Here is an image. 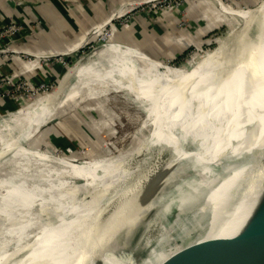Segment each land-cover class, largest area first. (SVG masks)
Returning <instances> with one entry per match:
<instances>
[{
  "label": "bare ground",
  "instance_id": "6f19581e",
  "mask_svg": "<svg viewBox=\"0 0 264 264\" xmlns=\"http://www.w3.org/2000/svg\"><path fill=\"white\" fill-rule=\"evenodd\" d=\"M224 45L215 53L222 52ZM141 53L144 56H137L152 63L148 68L137 58H117L113 65L92 72L97 75L93 81L85 76L77 80L91 89V94L107 84L134 95L143 106L149 129L138 146L141 158L137 160L134 152L80 164L56 159L70 174L75 172L86 180L89 199L73 208L76 203L64 201L66 195L59 185L56 200L64 209L58 208L57 215L41 218L28 230L29 223L11 229L10 224L28 217L33 201L44 200L41 196L45 193L16 188L17 174L3 179L9 189L6 194L0 192V224L7 221L3 234L8 232L5 235L12 234L17 241L14 246L0 242V264H135L146 252L143 264H165L164 257L173 246L168 243L173 239L187 242L240 229L244 220L236 215L246 198L244 193L252 190L264 171V42L226 76L235 81L173 71ZM93 55L80 61L78 69ZM218 61L214 56L207 64L213 66ZM52 100L53 95L48 97L50 104ZM50 112L47 105L36 109L17 136L11 133L9 120H3L10 131L0 135V162L49 160L48 155L30 151L36 149L25 143ZM156 185L159 190L152 199L124 208L123 204L149 194ZM10 187L15 188L10 191ZM113 191H117L116 197H111ZM171 212L174 214L168 218ZM154 228L158 235L147 237ZM32 229L38 230L37 235L26 243L25 231Z\"/></svg>",
  "mask_w": 264,
  "mask_h": 264
},
{
  "label": "rangeland",
  "instance_id": "374dc122",
  "mask_svg": "<svg viewBox=\"0 0 264 264\" xmlns=\"http://www.w3.org/2000/svg\"><path fill=\"white\" fill-rule=\"evenodd\" d=\"M16 1H19L20 3L22 2V4L32 2L36 5H40L38 7H43L44 5L42 3L46 0ZM192 1L196 0H131L128 3H125L126 6L124 9L126 12L122 11L119 13V10L122 7V5H119L118 8H116L117 10L112 11L103 22L95 26L90 36L87 39H84L81 47H78L74 51H67L66 54H69L70 52L71 53L68 56V60L64 62L66 67L65 71L56 79L49 80L44 78L39 80V78H37L36 81L31 82L22 75H19L18 77H2L3 80L0 81V135L1 133L7 134V130L10 131L8 126H5L6 122L3 120H9V123L13 128L11 133L15 134L14 136H17L22 128H24L25 125L30 121L36 109L42 107L43 105H47L51 110L50 115L44 121L45 123H42V125L34 132L32 138L25 143L27 146L29 145L28 147L36 149L30 151L48 155L49 160H38L34 158H13L6 165L0 162V192L3 191L1 194H6L9 189V186L3 183V179L9 178L13 174H17L14 184H19L15 185L16 188H20L24 191L26 189V191L30 192H44L45 196H41L42 199H44L42 201L47 200L44 204H41V199H37L36 203L34 200L32 204L33 208L28 214L29 216L21 222L10 224V229L28 223L30 226L27 225V230L29 228L31 229L32 227L37 226L38 220L41 218L53 217L57 215L58 210L61 211L62 208L64 209V206L58 204L60 202L56 200L59 196L56 193V191H59V185H62V193L66 195V200L64 201L69 203L67 202V199H69L73 203H76V205H72L73 208H76L77 206L81 207V205L85 204L89 199L86 196V191L88 190V187L85 185L86 180L82 177L74 175L75 172L70 174L69 170L59 164L56 159L65 160L74 164H80L82 161L85 162L87 160L98 158L116 159L117 157L124 154L134 152L136 153L135 157L137 160L141 158L142 151L138 152L137 150H139V147L141 146L140 143L145 134L148 133L149 129L148 124L145 122L146 114L145 111H143V106L138 102V100L135 99L134 95L128 90L116 91L113 86H108L107 84L99 86L101 89L97 87L96 91H99L98 93L96 92V94H91V89H89L87 86L79 84L77 80L83 76L89 80L96 79L97 75L95 73L93 74L92 72H95L96 70L105 66L113 65L118 60L117 58L120 59L133 57L140 59V64L144 66V68H148L150 65H152V63L140 56L130 53L118 55L114 58H110L96 68H94L96 66V61H93L90 66H88L87 70L80 71L71 82L63 85V87L62 82L64 77L71 70L77 69L80 66L82 63L80 61L87 59L95 52L98 53L99 48L102 45H106L111 42L117 43L118 41H115L117 31L121 29L129 30L131 28L134 16L140 11L147 14L152 11H156L158 16H163L164 13L170 11L171 9L178 10L180 15L178 28L182 30L186 29V31H188V27L190 29V27L194 25L193 20H195L188 17V12H202L197 7L193 6L190 8V3ZM203 1H205V7L202 10L205 18H195L196 21H200V23L203 25V28L205 29V35L202 37L200 42L195 43L194 41L186 49H184V51H182L185 53V51L189 50L188 54L184 58L181 56H171L169 53L163 52L158 53L157 57L155 58L144 53L138 47H135L144 54L148 55L150 58L162 62L165 66L169 67L173 71H183L193 75H200L202 78L227 79L230 81H235L234 79L231 80L226 77L228 76L227 73L234 69L235 65L227 66L228 69L225 71L223 70L221 74L212 75L206 72L207 75H205V72L203 73L198 70L200 69V65L199 67L196 66L197 68H195L194 64L198 61L210 63L213 61L214 56L219 58V61L223 60L224 51L222 50V52H215L218 48H220L225 43H228L230 40H233L232 43L225 45L239 47L240 51L238 53V60L245 58L247 55L251 56L254 51H251L248 48L241 37L243 23L245 22L246 16L250 13V11L248 12L244 10L254 9L260 0ZM262 9H264V6L260 10ZM200 18L202 19L200 20ZM125 23H127V26L124 25ZM48 26V23L42 19H36L30 23V27L34 31L33 35L36 41L41 42L42 38L49 40L51 34L48 31ZM113 26L116 29L114 35L111 33V28ZM233 26L235 27V30L237 28L236 31L231 30ZM259 27H262V29L259 31L260 36L258 35L257 47L255 50H257L258 47L264 42V16H262L260 19ZM44 28H46L48 32L43 31L45 30ZM22 32L23 30L21 25H17L12 22V20H9V25L0 31V41L1 39L3 40L4 37H10L12 35L14 39H16V35L18 34L19 37H17L16 40L20 41V39L23 37ZM204 33L202 32V34ZM193 34L198 36V34ZM2 42H4V40ZM125 45L134 46L132 44ZM11 54L19 55V57L29 60L35 59L40 64H46L47 66L54 65V63L63 56V54L60 53L40 54L36 51H28L26 49L20 48L17 49L15 47L8 48L4 45L0 47L1 56H10ZM177 57L181 60H179ZM144 60L145 62H149V64H144V62H142ZM244 60L238 63L237 67H239L244 62ZM215 65L210 67H214ZM50 72L47 71L48 74H51ZM51 95H53V103L50 104L48 102V97ZM148 106L150 107L149 104ZM87 111L88 113H86ZM92 125L94 128L91 127ZM16 127L19 129V131ZM128 129L130 131H128ZM94 131L98 133L95 134L96 132ZM120 136H122V138ZM121 149L124 150L122 151ZM7 152L6 154L10 155L12 150ZM144 169L147 170V168ZM31 176H34L32 177L34 181ZM36 177L41 178V180L36 181ZM44 181L46 182L44 183ZM39 183H42V185L40 186ZM56 187L57 190L55 191ZM13 188L15 187H10V191ZM49 189L53 190L54 194L53 191H50ZM48 191H50L51 194ZM116 192L117 191H113L111 197H116L118 194ZM52 198H54V200H52ZM36 204L39 206H36ZM40 205H45V207L42 208ZM6 208L8 209L7 205ZM172 214L174 213H169L168 218H170ZM6 222L7 221L4 222L5 224L2 223L3 225L0 224V238L2 239L0 242L2 241V244L7 243L14 246L17 241L16 236L12 234L5 235V233L8 232L3 234L4 230L9 225ZM158 228H154V232L148 231L145 235L147 237H155L158 235ZM33 230L34 229L28 233L25 231V237L23 241L28 239L26 241V243H28L35 239L38 230H36L37 232ZM7 239L10 240L7 241ZM180 242V240L177 241L173 239L168 244L175 245L179 244ZM147 255L148 252L140 255L137 258V261L140 262L142 259L147 257Z\"/></svg>",
  "mask_w": 264,
  "mask_h": 264
},
{
  "label": "crops",
  "instance_id": "0c3cea01",
  "mask_svg": "<svg viewBox=\"0 0 264 264\" xmlns=\"http://www.w3.org/2000/svg\"><path fill=\"white\" fill-rule=\"evenodd\" d=\"M129 1L131 0H46L42 3L43 7H38L40 5L32 2L22 4V2L20 3L16 0H0V31L9 25V20L21 25L23 30V37L20 41L16 40L19 34L16 35V39H14L13 35L10 37L6 36L3 39L4 42L1 39L0 47L4 45L8 48L26 49L40 54H63L52 66L42 65L35 59L29 60L15 54L10 56L0 55V81L3 80V76L18 77L19 75L26 77L31 82L36 81L37 78L39 80L44 78L49 80L56 79L65 71L64 62L68 60V56L71 53L66 54L67 51H74L81 47L84 39L90 36L96 25L103 22L112 11L117 10L116 8L119 5H125ZM193 6L202 12H188V17L195 19L193 20L195 26L192 25L190 29L188 27V31L178 28L180 17L178 10L171 9L164 13L163 16H158L156 11L148 14L141 11L138 12L134 16L129 30L121 29L117 31L115 36L117 43L112 42L113 44H106L100 47L99 52L93 55L88 62L79 69L71 70L64 77L62 86L71 82L80 71L87 70L93 61H96V66L94 67L96 68L118 55L130 53L144 56L141 51L155 58L158 53L162 52L169 53V55L175 57L182 56L184 49L194 41L195 43L200 42L205 35L203 25L200 21H196L195 18H205L202 10L205 7V1H192L190 8ZM260 13L261 17L264 16V9L260 10ZM36 19H42L48 23V31L51 34L49 40L42 38L40 42L34 39V31L31 29L30 23ZM234 28L233 26L231 30L236 31L237 28L236 30ZM44 29L43 31H47L46 28ZM193 33L198 34V36ZM123 44H132L141 51L138 48L124 46ZM223 51L224 59L219 61L214 67L211 68L205 61H198L194 64L195 68L200 65L199 71L205 72L206 70L209 74L217 75L228 69L227 66L229 65H235V69L238 63L249 56L247 55L245 58L238 60L240 49L237 46H226ZM234 69L230 70L227 75L232 73ZM47 71H51V74H48Z\"/></svg>",
  "mask_w": 264,
  "mask_h": 264
},
{
  "label": "water",
  "instance_id": "95a60500",
  "mask_svg": "<svg viewBox=\"0 0 264 264\" xmlns=\"http://www.w3.org/2000/svg\"><path fill=\"white\" fill-rule=\"evenodd\" d=\"M263 6L264 0H260L254 9H240L250 11L243 26L241 24V37L251 51L257 47L260 9ZM158 189L156 185L149 194L123 204L124 208L138 201L152 199ZM244 194H247L246 198L236 215L237 219L244 221L237 232L181 241L170 248L169 254L164 257L165 264H264V171L252 190ZM146 258L135 264H143Z\"/></svg>",
  "mask_w": 264,
  "mask_h": 264
},
{
  "label": "built area",
  "instance_id": "2783aa9c",
  "mask_svg": "<svg viewBox=\"0 0 264 264\" xmlns=\"http://www.w3.org/2000/svg\"><path fill=\"white\" fill-rule=\"evenodd\" d=\"M125 6H126V5H122L121 9L119 10V13H121L122 11L126 12V10L124 9ZM124 25L127 26V23H125ZM111 31H112V32H111L112 35H114V34H115V31H116V29H115L114 26L111 28Z\"/></svg>",
  "mask_w": 264,
  "mask_h": 264
},
{
  "label": "trees",
  "instance_id": "16d2710c",
  "mask_svg": "<svg viewBox=\"0 0 264 264\" xmlns=\"http://www.w3.org/2000/svg\"><path fill=\"white\" fill-rule=\"evenodd\" d=\"M112 43V42H111ZM189 50L185 51V53L181 56L182 58H184L187 54H188ZM78 55V54H77ZM179 60H181L180 58H178ZM178 60V61H179Z\"/></svg>",
  "mask_w": 264,
  "mask_h": 264
}]
</instances>
